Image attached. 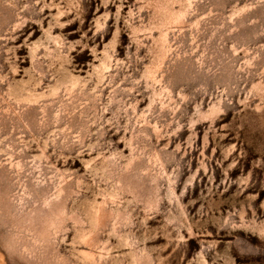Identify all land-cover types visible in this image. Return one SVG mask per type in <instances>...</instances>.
Returning a JSON list of instances; mask_svg holds the SVG:
<instances>
[{
  "label": "rangeland",
  "instance_id": "obj_1",
  "mask_svg": "<svg viewBox=\"0 0 264 264\" xmlns=\"http://www.w3.org/2000/svg\"><path fill=\"white\" fill-rule=\"evenodd\" d=\"M0 264H264V0H0Z\"/></svg>",
  "mask_w": 264,
  "mask_h": 264
}]
</instances>
